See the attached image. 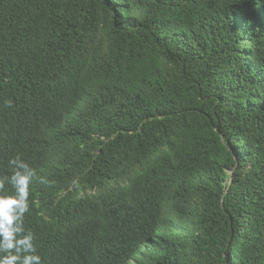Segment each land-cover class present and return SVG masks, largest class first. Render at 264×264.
I'll use <instances>...</instances> for the list:
<instances>
[{
	"label": "trees",
	"instance_id": "1",
	"mask_svg": "<svg viewBox=\"0 0 264 264\" xmlns=\"http://www.w3.org/2000/svg\"><path fill=\"white\" fill-rule=\"evenodd\" d=\"M16 155L42 264H264V0H0Z\"/></svg>",
	"mask_w": 264,
	"mask_h": 264
},
{
	"label": "clouds",
	"instance_id": "2",
	"mask_svg": "<svg viewBox=\"0 0 264 264\" xmlns=\"http://www.w3.org/2000/svg\"><path fill=\"white\" fill-rule=\"evenodd\" d=\"M6 104L10 107L11 101ZM8 167L12 170L11 176L0 178V264H42L34 236L24 226L36 170L20 155L9 159ZM39 182L50 183L42 177ZM6 183L11 185V193L5 190Z\"/></svg>",
	"mask_w": 264,
	"mask_h": 264
}]
</instances>
